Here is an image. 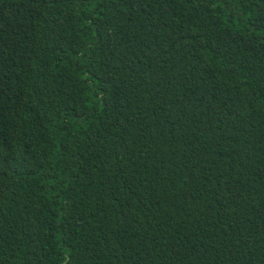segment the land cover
I'll return each instance as SVG.
<instances>
[{
	"label": "trees",
	"instance_id": "trees-1",
	"mask_svg": "<svg viewBox=\"0 0 264 264\" xmlns=\"http://www.w3.org/2000/svg\"><path fill=\"white\" fill-rule=\"evenodd\" d=\"M0 264H264V0H0Z\"/></svg>",
	"mask_w": 264,
	"mask_h": 264
}]
</instances>
